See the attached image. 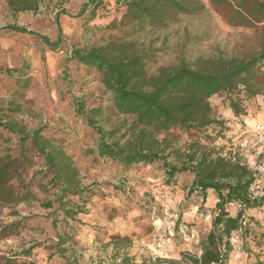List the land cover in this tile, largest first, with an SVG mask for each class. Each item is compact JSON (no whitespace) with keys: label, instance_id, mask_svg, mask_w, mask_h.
Returning <instances> with one entry per match:
<instances>
[{"label":"rangeland","instance_id":"rangeland-1","mask_svg":"<svg viewBox=\"0 0 264 264\" xmlns=\"http://www.w3.org/2000/svg\"><path fill=\"white\" fill-rule=\"evenodd\" d=\"M37 1L36 11L17 12L9 0H0V108L28 129L44 127L48 134L59 137L80 168L82 185L94 192L87 213L69 220V226L61 217L54 227L52 209L39 201L2 208V224L21 221L22 225L16 235L0 238V256L34 247L32 258L39 264H66L55 254L58 233L64 231L76 241L70 250L74 253L66 254L74 255L79 264H113L123 255L135 258V264L144 260L151 264L152 257L177 258L185 250L199 252L200 237L211 227L212 192L205 200L201 193L189 194L192 175L188 172L169 181L156 166L138 164L124 169L101 158L97 151L92 152L97 134L75 111L77 99H83L88 108L100 107L98 124L105 130L120 127L113 139H124L132 117L113 110V95L95 68L67 60L72 48L88 49L118 34L97 30L96 26L120 18L123 8L106 0L95 20L87 22L77 16L85 0ZM202 1L205 6L201 14L180 15L168 27L148 29L134 37L138 47L151 54L147 65L150 74L182 62L196 67L200 59L243 55L254 46L253 28L230 25L208 0ZM12 26L25 27L29 32L15 31ZM60 28L62 46L50 50L40 35L55 41ZM20 67H27V77L8 75L4 70ZM210 103L215 117L223 123L215 131L208 130L214 139L209 141V148L223 147V154L232 153L250 165L258 176L254 191L263 193L264 96L246 100V115L239 116L228 106L225 93L212 96ZM164 136L170 139L171 148L185 149L195 140L178 132L158 135L159 139ZM229 209L236 211L235 206ZM112 235L128 236L132 242L118 245ZM234 242L242 248L239 236Z\"/></svg>","mask_w":264,"mask_h":264},{"label":"trees","instance_id":"trees-1","mask_svg":"<svg viewBox=\"0 0 264 264\" xmlns=\"http://www.w3.org/2000/svg\"><path fill=\"white\" fill-rule=\"evenodd\" d=\"M208 1L230 25L254 29V46L249 52L200 59L196 67L182 62L150 74L147 65L151 54L138 47L134 37L148 29L168 27L180 15L201 14L204 2L113 0L114 5L123 8L120 18L96 29L118 34L88 49L74 47L67 59L95 68L103 86L113 95V110L132 117L122 135L124 139H113L121 128L105 130L98 124L101 108H88L83 99L75 100L76 114L97 134L96 149L92 152L97 151L101 158L110 159L124 169L138 164L156 166L169 181L178 174L191 173L189 194L201 193L203 200L209 191L215 196L211 227L200 237L199 252L185 250L177 258L152 257L151 264H230L237 249L236 235L242 240L241 249L248 264H257L252 261L264 247V218L252 213L254 209H264V192L254 191L257 171L239 156L223 154V147L208 145L214 140L208 130L215 131L223 123L214 115L212 96L225 93L228 106L237 116L246 115L243 104L246 100L264 96V0ZM9 3L17 12L38 9L37 0H9ZM106 5V0H85L77 16L92 22ZM10 28L29 32L25 27ZM40 36L50 50L61 48V28L55 41ZM26 68L4 70L8 75L18 73L25 78ZM176 132L195 140L183 149L171 148L166 136L158 137ZM93 192L82 185L80 168L59 137L48 134L44 127L28 129L0 108L1 239L16 235L22 225L21 221L2 224V208L39 201L43 207L52 209L54 227L61 217L69 226V220L87 213ZM230 206L236 207L235 213ZM57 237L55 254L66 264H79L74 255L66 254L76 244L74 236L64 231ZM112 240L118 245L132 242L130 237L119 235H112ZM33 248L1 255L0 264H39L32 258ZM134 260L123 255L113 264H135ZM146 263L144 260L141 264Z\"/></svg>","mask_w":264,"mask_h":264},{"label":"crops","instance_id":"crops-1","mask_svg":"<svg viewBox=\"0 0 264 264\" xmlns=\"http://www.w3.org/2000/svg\"><path fill=\"white\" fill-rule=\"evenodd\" d=\"M254 215H257L259 217L264 218V209H254ZM261 255L256 257L255 256V260L254 262H256L257 264H264V247L263 249L261 248L260 251ZM246 253L243 252L241 249H236V251L234 252V255L232 257V260L230 262V264H243L246 261Z\"/></svg>","mask_w":264,"mask_h":264}]
</instances>
